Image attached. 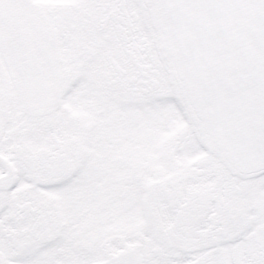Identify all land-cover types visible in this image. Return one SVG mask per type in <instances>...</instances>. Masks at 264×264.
I'll return each mask as SVG.
<instances>
[{
    "label": "snow or ice",
    "instance_id": "1",
    "mask_svg": "<svg viewBox=\"0 0 264 264\" xmlns=\"http://www.w3.org/2000/svg\"><path fill=\"white\" fill-rule=\"evenodd\" d=\"M0 264H264V0H0Z\"/></svg>",
    "mask_w": 264,
    "mask_h": 264
}]
</instances>
